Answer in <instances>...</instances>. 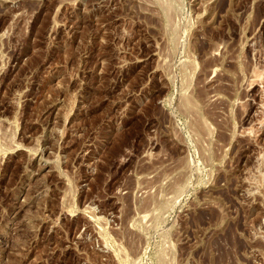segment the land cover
<instances>
[{"label": "rangeland", "instance_id": "rangeland-1", "mask_svg": "<svg viewBox=\"0 0 264 264\" xmlns=\"http://www.w3.org/2000/svg\"><path fill=\"white\" fill-rule=\"evenodd\" d=\"M0 264H264V0H0Z\"/></svg>", "mask_w": 264, "mask_h": 264}]
</instances>
